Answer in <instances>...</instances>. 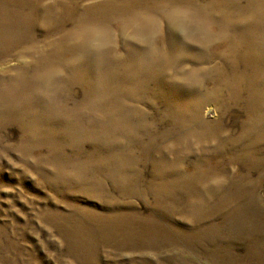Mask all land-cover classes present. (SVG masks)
Here are the masks:
<instances>
[{"label":"rangeland","instance_id":"1","mask_svg":"<svg viewBox=\"0 0 264 264\" xmlns=\"http://www.w3.org/2000/svg\"><path fill=\"white\" fill-rule=\"evenodd\" d=\"M0 264H264V0H0Z\"/></svg>","mask_w":264,"mask_h":264},{"label":"bare ground","instance_id":"2","mask_svg":"<svg viewBox=\"0 0 264 264\" xmlns=\"http://www.w3.org/2000/svg\"><path fill=\"white\" fill-rule=\"evenodd\" d=\"M239 17H241V15H239ZM239 17H238V18H239ZM245 18H246V17H245ZM240 19H241V18H240ZM247 19H248V18H247ZM244 21H245V20H244Z\"/></svg>","mask_w":264,"mask_h":264}]
</instances>
